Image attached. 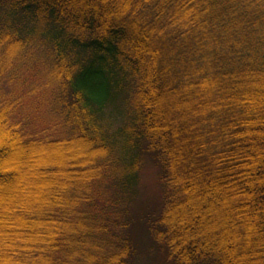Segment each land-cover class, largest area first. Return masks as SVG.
<instances>
[{
    "label": "trees",
    "instance_id": "1",
    "mask_svg": "<svg viewBox=\"0 0 264 264\" xmlns=\"http://www.w3.org/2000/svg\"><path fill=\"white\" fill-rule=\"evenodd\" d=\"M19 153L0 264H264V0H0V171ZM148 153L143 250L101 186Z\"/></svg>",
    "mask_w": 264,
    "mask_h": 264
},
{
    "label": "rangeland",
    "instance_id": "2",
    "mask_svg": "<svg viewBox=\"0 0 264 264\" xmlns=\"http://www.w3.org/2000/svg\"><path fill=\"white\" fill-rule=\"evenodd\" d=\"M40 65L38 63L31 62L27 71H25L22 75L27 80H34L37 76V73L40 72ZM38 100H34L31 103L32 105L36 104V108L33 109V114L38 117V119H46L47 115V105L46 103L39 102ZM119 112H124V109L120 108ZM115 121V120H113ZM118 123L115 121V125L113 128H116ZM151 154L143 155L139 160L138 169L135 172V177H132L131 184L127 185L124 189L122 188V184L119 182L113 181L112 179H107V181L101 186V190H103L105 195L111 200L114 201V205L111 206V210L115 215L124 218L125 213L127 214L128 219L131 218L132 223V242L133 244L140 242L143 243L142 249L144 250V237L143 231L141 229L140 220L143 219L139 214L149 213L154 215L157 213L158 209L161 205V187L159 184V169L156 162L150 156ZM26 157L23 154L17 155L15 159H12L5 168L1 169L0 173L5 174L8 179L5 185L0 186V194L2 196L10 195L15 198V196H27L30 195V191L26 190H18L16 184L20 187H24L26 185L31 186L34 183V179L31 178H13L10 177L9 174L14 173L15 171H20L26 167ZM21 162V163H20ZM23 163V164H22ZM28 170H34L31 167ZM99 202V201H98ZM145 214H143L144 216ZM155 216V215H154ZM6 220L9 216L5 217ZM126 219V218H125ZM129 233V232H128ZM147 242V238L145 237ZM149 244V241H148ZM141 251V256L138 255L134 264H163L160 258L156 260H150V256L147 253H143Z\"/></svg>",
    "mask_w": 264,
    "mask_h": 264
}]
</instances>
